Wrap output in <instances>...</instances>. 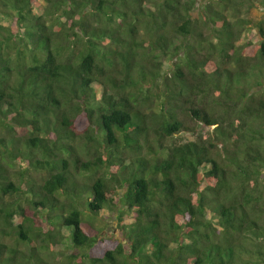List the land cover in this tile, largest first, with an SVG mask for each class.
I'll return each instance as SVG.
<instances>
[{
    "label": "trees",
    "instance_id": "16d2710c",
    "mask_svg": "<svg viewBox=\"0 0 264 264\" xmlns=\"http://www.w3.org/2000/svg\"><path fill=\"white\" fill-rule=\"evenodd\" d=\"M156 1L0 0V264H264L263 22Z\"/></svg>",
    "mask_w": 264,
    "mask_h": 264
},
{
    "label": "rangeland",
    "instance_id": "374dc122",
    "mask_svg": "<svg viewBox=\"0 0 264 264\" xmlns=\"http://www.w3.org/2000/svg\"><path fill=\"white\" fill-rule=\"evenodd\" d=\"M157 0L156 2H159ZM181 5L179 9L182 14H185V9H188V15L193 20L198 19L206 10L210 9L213 11L224 12L227 18L233 17L238 20H245L250 22H263L264 25V0H179ZM152 12H155V6L150 4ZM231 19V18H230ZM1 23L13 30V25L9 20H3ZM243 42H251L258 44L261 42V37L259 35L258 29L250 28L247 29L241 36ZM214 127L205 128L199 127V134L203 135L207 132L212 133ZM195 137L191 134H181L177 135L175 138L176 143H183L185 141H193ZM20 223V219H15L14 224ZM96 228L102 231L101 235L107 238L114 239L118 237L117 234V222L116 214L113 211L105 210L100 213L99 218L95 221ZM66 234V232L64 231ZM5 243H9L7 238L4 239Z\"/></svg>",
    "mask_w": 264,
    "mask_h": 264
}]
</instances>
